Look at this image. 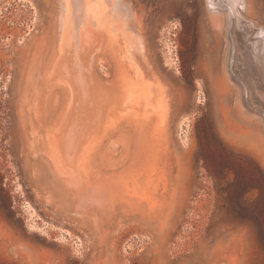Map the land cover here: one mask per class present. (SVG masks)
<instances>
[{
	"label": "rangeland",
	"instance_id": "374dc122",
	"mask_svg": "<svg viewBox=\"0 0 264 264\" xmlns=\"http://www.w3.org/2000/svg\"><path fill=\"white\" fill-rule=\"evenodd\" d=\"M106 1L0 0V264H264V0Z\"/></svg>",
	"mask_w": 264,
	"mask_h": 264
},
{
	"label": "bare ground",
	"instance_id": "6f19581e",
	"mask_svg": "<svg viewBox=\"0 0 264 264\" xmlns=\"http://www.w3.org/2000/svg\"><path fill=\"white\" fill-rule=\"evenodd\" d=\"M219 4H217V5L220 7ZM242 5H244V3ZM242 5H241V7H242ZM233 7H232V9H235ZM218 9L216 7V9H214V11L215 10H218ZM107 10H108V7H107V1L106 0H64L63 11H64V15L65 16H64V19H63V24H64L63 26L68 27V28L69 27L70 28L79 27L80 28L79 30L82 31V33L80 35L87 34L89 32H91V34L96 35V36H100V34L105 35L104 34V31H107L105 29H107L108 26L105 24L106 20H104L105 19L104 17H105V12ZM230 11H231V9H230ZM231 30H232V28H231ZM252 35H255V34H252ZM256 35H258V34H256ZM244 43H245V41H244ZM257 55H259V53H257ZM244 64H246V63H244ZM253 67L254 66L250 67V69L253 68ZM256 71H259V69L256 70ZM123 72L126 73V74H124ZM123 72H122V74H124L123 79L127 78V80L124 83L122 82L123 85H122V88L120 90V100H121V102L123 103V99H124L125 101H128L131 104L134 103L133 106H132L133 108H136V109L137 108H146V109L148 108L149 109L151 107V105H152V99L157 94V92L156 93L154 91L152 92L151 91V87H150V85L148 83H146L145 85H141V84L135 82L133 80V78L129 76V72L127 71V69L126 70H123ZM251 73H250V75H251ZM253 73H255L254 70H253ZM130 75H132V73ZM254 76H256V73L254 74ZM241 77L243 78V76H241ZM257 78H258V76H257ZM251 79H253V78H251ZM254 80H256V79H254ZM254 80H253V83H254ZM257 82H259V81H257ZM260 101L263 102V100H260Z\"/></svg>",
	"mask_w": 264,
	"mask_h": 264
}]
</instances>
